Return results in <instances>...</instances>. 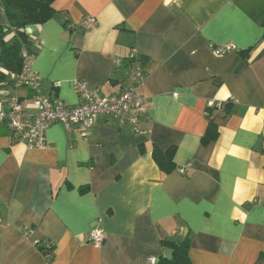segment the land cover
<instances>
[{
    "label": "crops",
    "instance_id": "obj_1",
    "mask_svg": "<svg viewBox=\"0 0 264 264\" xmlns=\"http://www.w3.org/2000/svg\"><path fill=\"white\" fill-rule=\"evenodd\" d=\"M54 7L29 29L46 93L76 105V79L117 92L124 74L115 62L135 47L147 131L101 116L89 137L54 123L46 147L28 148L0 126V264H165L162 239L185 228L192 264H264V0ZM88 16L97 22L83 28ZM8 24L0 4V27ZM227 42L236 50L211 47ZM8 93L32 97L28 87L0 88V110ZM210 100L224 107L215 109L218 137L205 143ZM154 146H175L172 172H162ZM96 226L106 233L101 246L90 240ZM34 238L53 245V256Z\"/></svg>",
    "mask_w": 264,
    "mask_h": 264
},
{
    "label": "built area",
    "instance_id": "obj_2",
    "mask_svg": "<svg viewBox=\"0 0 264 264\" xmlns=\"http://www.w3.org/2000/svg\"><path fill=\"white\" fill-rule=\"evenodd\" d=\"M97 22L96 17H86L81 26L90 28ZM30 28H28V31ZM213 51L224 55L236 50L233 42L220 45L211 44ZM25 58L23 70L12 72L10 78L13 87H28L32 91L29 100H23L15 93H8L4 100L5 108L0 110V126L9 131L12 141H23L28 148H44L48 145L47 130L54 123H62L70 130H76L82 137H89L101 116L108 120L129 122L136 133H145L143 116L149 110L146 96L140 86L145 80L146 71L139 53L132 47L125 60H116V66L123 68L124 77L117 92L103 95L97 89L90 88L84 79H76L74 86L81 102L70 105L59 97L47 94L41 76L32 68V54L23 50ZM210 107L223 108L222 103L209 101ZM190 165V163L188 164ZM35 232L33 226L26 228L25 233L31 237ZM106 239L103 227L96 226L91 231L90 240L95 246H101ZM41 238H34L38 245Z\"/></svg>",
    "mask_w": 264,
    "mask_h": 264
},
{
    "label": "trees",
    "instance_id": "obj_3",
    "mask_svg": "<svg viewBox=\"0 0 264 264\" xmlns=\"http://www.w3.org/2000/svg\"><path fill=\"white\" fill-rule=\"evenodd\" d=\"M55 0H0L8 18V26L0 27V88L14 86L13 80L10 78L12 72L20 73L23 70L25 58L23 50L34 55L32 44L34 40L31 37L28 28L32 25L42 24L51 19L56 9L54 7ZM54 88V86H53ZM45 90V89H44ZM224 106V104H223ZM218 107L208 106V128L204 135V142L216 140L218 137V124L215 109ZM220 109V108H218ZM224 113L231 112L228 108ZM223 110V109H222ZM220 113V112H218ZM176 148L172 146L166 150H162L157 146L153 148V156L164 174L172 172L176 168L174 162V154ZM190 237L185 236L183 239L163 238V250L171 248L173 255L167 258L162 257L165 264H192L189 249ZM41 251L49 257L54 254V247L47 240L41 238V242L37 245ZM264 258V253L261 254Z\"/></svg>",
    "mask_w": 264,
    "mask_h": 264
},
{
    "label": "water",
    "instance_id": "obj_4",
    "mask_svg": "<svg viewBox=\"0 0 264 264\" xmlns=\"http://www.w3.org/2000/svg\"><path fill=\"white\" fill-rule=\"evenodd\" d=\"M2 51H3L2 48H0V55H1ZM186 233H187V228L184 229V232L181 236L182 239L186 236ZM163 255L167 258H171L173 255V250L171 248H165L163 250Z\"/></svg>",
    "mask_w": 264,
    "mask_h": 264
}]
</instances>
